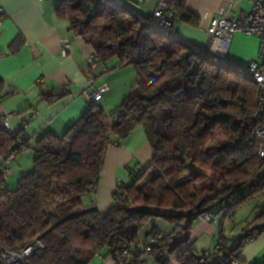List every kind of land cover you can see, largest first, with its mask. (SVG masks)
<instances>
[{"label":"trees","instance_id":"1","mask_svg":"<svg viewBox=\"0 0 264 264\" xmlns=\"http://www.w3.org/2000/svg\"><path fill=\"white\" fill-rule=\"evenodd\" d=\"M187 2L166 0L172 26L148 34L143 23L150 18L135 0H59L57 16L70 22L93 55L106 66L115 61L119 68L134 67L138 81L121 106L107 112L92 104L62 136L49 131L31 144L30 138L18 140L26 122L18 135L0 127L1 156L17 143L35 157L13 190L0 171V251L37 240L46 247L30 264H91L104 251L113 258L117 249L130 252V264H146L140 232L159 218L174 229L161 235L149 257L171 264L168 255L179 252L180 264H201L188 245L200 214L227 201L233 216L264 196V178L258 186L251 183L262 164L255 138L258 87L243 73L245 65L210 51L203 55L204 48L177 38L179 22L199 24ZM21 43L20 38L11 46L18 51ZM6 86L0 75V95ZM65 95L44 100L54 103ZM137 127L151 145L150 165L141 178L118 187L121 203L109 212L86 209L83 198L100 184L111 145ZM243 233L232 247L217 243L225 255L203 264L240 262L239 252L254 234H264V212Z\"/></svg>","mask_w":264,"mask_h":264},{"label":"crops","instance_id":"2","mask_svg":"<svg viewBox=\"0 0 264 264\" xmlns=\"http://www.w3.org/2000/svg\"><path fill=\"white\" fill-rule=\"evenodd\" d=\"M135 1L147 18L154 15L161 3H166V0ZM0 2L5 12L0 26V75L7 85L0 95V118L8 116V122L15 131L20 130L26 122L24 133L31 139V144L49 131L62 136L88 110L83 93L92 89L88 88L87 72L93 49L75 36L69 21L57 16L59 0ZM187 3L189 13L198 18L199 24L195 27L179 22L176 27L179 40L201 48L209 47L214 55L240 66L258 57L260 41L257 36L236 33L229 41L219 39L213 45L209 38V30L216 16L226 12L230 20L240 21L251 13L252 1L188 0ZM20 38L21 46L15 51L16 46L13 49L11 45ZM66 43L71 45V50L65 55L63 48ZM108 65L111 71L107 74L98 69L100 75L96 85H107L108 91L98 104L110 112L122 105L138 79L134 67L115 68L118 66L115 61ZM61 91H65L66 95L59 101L47 103L44 100L46 96ZM107 154L100 184L83 198L86 209L97 208L101 214L114 207L118 187L132 184L135 172L148 167L153 158L143 127H137L122 143L111 145ZM18 158L12 165L13 175L6 181L10 190L31 171L35 157L29 150ZM2 162L3 155H0V166ZM243 211L246 212L240 217ZM262 212L264 196L240 206L223 223L211 225L197 220L191 231L189 248L204 253L220 242L229 247L237 245L244 230ZM237 218L241 221L238 228L235 224ZM160 220L153 218L146 224L140 232L142 240L152 232L157 231L163 236L173 231L170 224ZM175 256L178 259L179 252ZM239 257L240 264H264V234L247 244L239 252Z\"/></svg>","mask_w":264,"mask_h":264},{"label":"built area","instance_id":"3","mask_svg":"<svg viewBox=\"0 0 264 264\" xmlns=\"http://www.w3.org/2000/svg\"><path fill=\"white\" fill-rule=\"evenodd\" d=\"M252 1V10L251 13L240 21H232L229 19V14L226 12H222L212 21L211 28L209 30V38L211 45L215 44L219 39H224L225 41H229L232 36L236 33H243L249 36H257L260 39V60L261 61H251L250 63L245 65V73L248 77H250L254 83L257 85V113L255 115V120L259 122V126L255 131V138L258 146L257 156L262 161L261 166L257 170V174L251 181L254 186L260 185V179L264 178V0H250ZM169 9V5L167 3H161L158 8L155 10L154 15L149 19L148 22L143 23V26L147 30L148 34H152L153 31H163L167 32L172 26V16L167 14V10ZM5 17V12L3 6L0 2V26L1 21ZM210 45V46H211ZM63 48V54H67L71 50V45L66 43ZM209 51V47H204V53ZM87 72V81L89 83L88 88L90 91L86 90L83 93V97L87 102V106H91L99 102L105 92L108 91L107 85H96L98 77V69L102 70V73L107 74L111 71V68L106 66V64L102 63L99 58L95 55H92L90 58ZM115 68H119L116 66ZM87 88V89H88ZM7 117L0 118V127L4 128L11 134L18 135L17 131L12 129L11 125L8 122ZM28 139L25 133H22L18 140ZM17 143L14 144L13 149L6 155L3 156V162L0 166V171L2 173V177L7 180L13 175L12 164L17 161L20 155L25 154L27 149L24 150L23 146L17 148ZM147 167H143L141 171H137L135 174V180L137 178H141L143 174V170ZM117 196L115 197L116 203H121L122 193L117 192ZM244 192H239V196H242ZM232 203L224 201L223 204L213 207L209 211H205L200 214L198 220H202L208 224H220L223 220L228 219L232 216ZM261 236L257 233L254 234V240L259 239ZM161 238V235H156L153 232L147 236L145 242L143 244V250L145 251V256L143 258H148L153 253V246L158 243V239ZM252 242V241H251ZM45 244L40 241H34L27 247L18 249V250H10L8 248H2L0 251V264H30L32 257L37 254H40L45 249ZM226 250L215 244L212 249L208 252L199 253L196 250L193 251V255L199 259L200 263L207 261L208 259H215L217 256L225 255ZM98 256V255H97ZM96 256V257H97ZM130 252L124 249H117L113 258L116 262L120 264H128L130 258ZM99 258H105L102 255H99ZM145 262V261H144ZM233 264H240L237 260L234 261Z\"/></svg>","mask_w":264,"mask_h":264},{"label":"rangeland","instance_id":"4","mask_svg":"<svg viewBox=\"0 0 264 264\" xmlns=\"http://www.w3.org/2000/svg\"><path fill=\"white\" fill-rule=\"evenodd\" d=\"M259 39V38H258ZM259 41H260V39H259ZM254 60H257V61H261L260 60V52H259V54H258V57L257 58H255ZM254 60H251V61H254ZM251 61H249L248 63H250ZM247 63V64H248ZM109 64H111V62H109ZM16 179H17V177H16ZM18 179H19V177H18ZM246 211H243L242 213H241V215H240V217H242L243 216V214L245 213ZM159 219V218H158ZM160 221H165V220H160ZM236 222H235V224L237 225V228L239 227V223H241V221H240V219L239 218H237V220H235ZM166 222V221H165ZM234 227V224H232V228ZM145 228V227H144ZM143 228V229H144ZM100 255H102L104 258H105V260L103 259V258H99V255L95 258V259H93V261H92V263L91 264H117V263H115V261L113 260V258L112 257H109V253L108 252H106V251H104L103 253H101ZM168 257H169V259H170V261H171V264H180V262H179V260H177L175 257V255H168ZM132 259V257L131 258H129V261H128V264H130V260ZM144 260H145V262L147 261L149 264H157L156 263V261L155 260H153V258H151V257H148V258H144ZM147 263V264H148Z\"/></svg>","mask_w":264,"mask_h":264},{"label":"water","instance_id":"5","mask_svg":"<svg viewBox=\"0 0 264 264\" xmlns=\"http://www.w3.org/2000/svg\"><path fill=\"white\" fill-rule=\"evenodd\" d=\"M202 206H203V201L200 202V204L198 205V209L202 208Z\"/></svg>","mask_w":264,"mask_h":264}]
</instances>
